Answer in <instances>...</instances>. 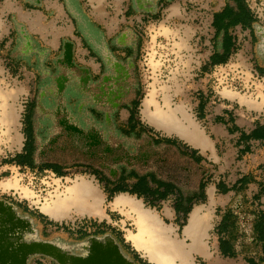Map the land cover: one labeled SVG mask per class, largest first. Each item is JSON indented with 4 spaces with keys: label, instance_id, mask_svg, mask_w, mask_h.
Instances as JSON below:
<instances>
[{
    "label": "rangeland",
    "instance_id": "rangeland-1",
    "mask_svg": "<svg viewBox=\"0 0 264 264\" xmlns=\"http://www.w3.org/2000/svg\"><path fill=\"white\" fill-rule=\"evenodd\" d=\"M175 1L150 0L149 5L140 4L133 11L143 18L140 28L146 30L149 26L154 34L150 35L146 50L139 54L140 84L133 95L139 101L141 115L142 101L153 82L178 89L176 102L184 101L191 107L216 148L214 153H207L214 164L210 182L231 188L243 169L239 151L243 143L224 108L235 103L244 110L238 117L248 121L253 116L264 118V0H250V11L234 7L233 0H214L210 4ZM174 3L178 6L175 10ZM235 9L247 13L250 26L236 22ZM17 43L15 38L0 40V264H154L128 241L130 232L136 231L134 214L128 207L112 204L116 191L125 184V175H150L146 159L162 157L159 149H147L152 134L138 128L126 143L127 137L116 133L113 122L87 110L78 114L75 122L85 128L93 122L92 128L101 130L112 146L82 148L56 114L58 97H62L58 104L62 110L67 103V97L62 96L65 93L53 87L61 70L46 68L33 43L25 42L23 37L19 46ZM71 85L75 104L84 109L93 108L96 102L110 104L113 96L122 92L119 84L98 82L91 86L92 90ZM225 88L263 103L262 109L227 97L223 94ZM200 90L211 97L213 107L207 108L206 102L201 106ZM49 93L54 96L45 101V106L54 109V114L36 112L41 104L38 96L47 98ZM31 150H40L52 160H68V167L59 174L50 168L32 166L28 162ZM81 178L90 179L99 187L105 217L70 211L55 219L42 211L53 207L68 187ZM144 199L147 207L154 205L146 196ZM261 200L264 206V194ZM157 209L162 213V208ZM219 219L214 218L212 242L216 240ZM95 221L106 225L98 231ZM193 263L204 264L199 256Z\"/></svg>",
    "mask_w": 264,
    "mask_h": 264
},
{
    "label": "crops",
    "instance_id": "crops-1",
    "mask_svg": "<svg viewBox=\"0 0 264 264\" xmlns=\"http://www.w3.org/2000/svg\"><path fill=\"white\" fill-rule=\"evenodd\" d=\"M28 1L29 3L24 0H0V40L7 42L8 39L14 40L15 38L18 42L17 46H19L23 37L25 42L29 41L34 44V48L42 56L41 62L46 68L54 71L61 70L60 78L53 80V87L58 89L59 93L64 92L65 94L62 96L67 97L66 108L62 110L58 106L62 102L61 96L58 97L56 106L58 109L56 114L66 131L82 148L93 149L100 144L111 147V143L102 131L92 128L93 122L88 124L87 128L75 122L78 114L90 110L96 117H102L103 120L105 118L109 123L113 122L116 133L121 132L127 137L126 143L131 137H134V132H137L138 128L142 132H150L152 136H150L151 141L147 144V149H159L162 154V157L150 156L151 158L146 159V166L150 163V175L139 178L130 174L125 175L127 176L123 180L125 184H122L124 188H119L116 194L121 192L130 194L139 198L144 206H146L145 196L150 201L152 200L154 207L149 208L157 210L163 221L169 220L165 223L175 227L178 236L184 240V244L192 242L184 234L185 226L189 224L190 214L197 205H209L211 189H213L215 199L212 209L215 216L220 217V222L235 190L210 182L213 179L214 164L207 156L209 150L204 151L184 137L152 125L143 114V101L140 109L141 116L138 110L139 101L133 95L137 84H140L139 81L137 82L139 54L148 47L147 42L150 35H154L153 30L148 29L149 26L146 30L140 28L139 25L143 22V18L133 11L140 4L142 7L149 5L150 0L145 2H140V0ZM188 1L197 4L203 2L210 4L214 0ZM220 1L223 0H218V2ZM215 2L217 1L215 0ZM179 3L181 4V2ZM233 3L234 7L237 6L239 9L245 7L250 11V0H233ZM177 8L178 6L174 3L172 9ZM235 11L237 10L235 9ZM239 12L247 15L245 11L241 12V10L236 13ZM17 31L19 33H16ZM98 37L101 38L100 41L95 39ZM80 72L83 77H80ZM98 82L99 84H119L122 87V92L120 95L113 96L114 98L110 102L108 101L110 104L95 101L94 107L87 109L82 108L80 104H75V98L71 94V84L92 90L91 86ZM89 93L90 100L94 101L91 92ZM49 94L47 98L43 94L38 96L41 104L37 110L35 109L36 112L50 111L54 114V109H48L45 106V101L54 96L52 93ZM210 98L206 92L202 93L201 90L198 92V102L201 106L203 100L206 102L207 108L213 107ZM246 99L248 103L242 102L243 105L262 109L263 105L259 102L252 103L248 98ZM224 109V114L231 118L232 129L238 133L241 131L250 133L255 128L257 121L264 122V118L260 117L253 116L250 121L247 118L238 117L237 114L240 115L244 110L235 103L226 104ZM29 111L31 112L32 109ZM163 136L177 138L178 141L173 148L172 146L168 148L161 141ZM245 146L249 148L248 152L251 154L250 164L258 163L264 170V159L259 156L262 141L252 138L243 142L241 147L244 149ZM124 159L127 160L128 157L125 156ZM240 161L243 169H241L239 177L243 175L246 168L245 159L241 158ZM256 192L257 190L253 191V193ZM262 202L263 200L259 199L256 204H260L261 208H264ZM218 203H221V206ZM237 204L238 207H242L241 202ZM157 208H162V213ZM188 208L190 209L188 210ZM243 224L244 222L241 225L244 226ZM231 235V240H235V235ZM210 238L207 239V244L210 243L213 255L207 258L196 252H191L190 256L193 261L199 256L204 264H211L209 262L230 264L232 263L230 261L235 264L243 262L250 264L242 255H225L220 248L218 234L214 242ZM128 241L136 251L141 253V256L151 261L145 252L135 248L131 239ZM262 252L263 247H260L256 254L260 255Z\"/></svg>",
    "mask_w": 264,
    "mask_h": 264
},
{
    "label": "bare ground",
    "instance_id": "bare-ground-1",
    "mask_svg": "<svg viewBox=\"0 0 264 264\" xmlns=\"http://www.w3.org/2000/svg\"><path fill=\"white\" fill-rule=\"evenodd\" d=\"M177 94L178 89L171 90L164 82H153L143 100L144 116L155 127L176 133L202 150L214 153L216 148L212 139L196 119L191 107L184 101L176 102L174 97ZM223 94L248 103L239 91L225 88ZM249 101L256 102L255 99ZM210 195L209 205H197L190 214L189 224L185 226L184 234L192 241L190 244H184L175 227L165 223L157 210L144 206L139 198L121 192L112 204L118 208L128 207L134 214L136 231L130 232V239L135 248L145 252L154 264H193L191 252L207 258L213 255L210 243L207 244L215 218L212 209L215 202L213 189L210 190ZM103 202L104 197L99 187L92 180L81 178L68 187L67 192L55 201L53 207L43 208L42 211L55 219L70 211L105 217L107 214Z\"/></svg>",
    "mask_w": 264,
    "mask_h": 264
},
{
    "label": "trees",
    "instance_id": "trees-1",
    "mask_svg": "<svg viewBox=\"0 0 264 264\" xmlns=\"http://www.w3.org/2000/svg\"><path fill=\"white\" fill-rule=\"evenodd\" d=\"M235 17L237 19L236 22H240L244 26H250L249 16L238 13L235 14ZM226 59L221 60V62ZM204 104L205 102L202 100V106ZM252 138L262 141L259 156L264 159V122L257 121L255 128L250 133L241 131L239 142L243 143ZM161 141L168 148L171 146L173 148L178 139L163 136L161 137ZM248 150L249 148L246 146L244 149H239L241 158L245 159L246 168L243 175L231 187L234 188L235 193L226 206L223 218L217 225V234L220 239V248L225 255H242L250 264H264V208H261L260 204H256L261 199L262 194H264V170L258 163L256 165L250 164L251 154ZM28 162L32 166L50 168L59 174L64 173V168L68 167L69 163L68 160L56 161L45 157L40 150H36L35 152L31 150ZM254 190H257V192L253 193ZM239 202L242 203V207L237 206ZM237 208L242 209L239 210ZM242 222H244V226L241 225ZM93 225L100 231L103 225L106 224L95 221ZM231 234L235 235V240H231ZM260 247H263V252L257 255Z\"/></svg>",
    "mask_w": 264,
    "mask_h": 264
}]
</instances>
